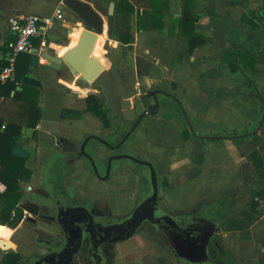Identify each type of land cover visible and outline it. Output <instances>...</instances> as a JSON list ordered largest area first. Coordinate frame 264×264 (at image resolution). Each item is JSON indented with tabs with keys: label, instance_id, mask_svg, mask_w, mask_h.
Here are the masks:
<instances>
[{
	"label": "crops",
	"instance_id": "1",
	"mask_svg": "<svg viewBox=\"0 0 264 264\" xmlns=\"http://www.w3.org/2000/svg\"><path fill=\"white\" fill-rule=\"evenodd\" d=\"M83 1L93 4L103 18L105 31L98 41V45L102 46L108 39L111 49L115 50L114 57L109 61L107 67L97 59L98 63L102 65L98 70L95 67L97 62L92 59L94 57L92 50L88 51L86 55L78 53L71 59L65 57L67 52L78 45L85 29L82 27L81 19L77 18V15L63 4V0H0V58L4 59L7 50L6 44L14 38L9 18L17 12H32L52 18L53 23L49 30L46 50L63 55L60 68H54L42 57H39L37 66H31L29 63L30 73L28 75L41 81V85L38 87L41 117L36 127L27 126L26 135L23 134L22 129L20 138L30 140L32 133L34 138L40 137L41 142L38 145V150H41L43 144H46L45 150L48 147L53 150L56 147V140H60L63 152L59 156H65L64 166L73 167L74 173L86 172L87 162L75 154L79 147V141L74 138L76 134H72L70 129L80 127L84 132H88L89 125L98 127L95 120L91 119L92 121L86 123L85 119L87 120V118H80L84 112L96 115L93 110L88 108L87 97L96 95L103 99L98 88L106 85L115 100H118L122 106L123 101H132V98H124V94L127 92L132 93L134 97L130 90L136 91L135 96L144 95L143 97L153 101L150 91L161 89L162 92L159 93L160 106L157 113L147 115L138 128L146 121L162 122L166 118V114L171 111L174 112V116L171 118L172 120L170 119L169 124L179 122L180 118H184L187 126L182 132L188 142L186 148L178 152L172 141L162 155V158H169L168 174L175 186L187 184L196 178L198 182L196 197L198 198L203 193L208 194L209 192L231 193L236 185H243L245 169L249 168L254 171L248 154L258 147L264 156V147L250 142V139L245 137L237 140L230 139V135L241 131L230 134H209V132L203 134L196 127L200 122L202 127L215 128L221 125L228 130L230 125H236L237 122L246 127L255 124L260 119V117L259 119L255 118L257 106L250 107L249 103H245L243 106L236 105L238 110L246 114L245 123L231 117L228 111L226 115H218V104L212 99L231 96L234 97L235 103L236 95L241 93L238 90H241L242 86L250 88L246 95L251 97L248 94L252 87L245 82L240 73L232 71L228 63L223 60V54L232 44H239L244 48L251 46L254 51L264 52V27L261 24L254 26L242 21V17L258 8L262 4V0H192L191 7L196 14L194 32L202 39L207 40L205 44L197 45L192 53L189 52L188 43L179 34L177 27L174 34L169 33L173 19L182 15V0H166L168 4L163 8L164 15L160 21L161 30L153 28L149 19L139 20L138 11L144 15L152 10L151 0H129L136 11L132 12L130 16L120 14L122 25L132 33V39L127 44L108 36L109 16L114 13L113 11L112 14H109V8L111 6L115 8V1L99 0L98 3H94V0ZM103 5L106 7L105 12L100 10ZM119 25L121 26L120 23ZM74 32L78 35H74ZM41 37L34 39L35 47L40 46ZM101 53V57H105L104 53H108V51L102 50ZM119 56L120 60H118ZM138 58L142 62H150L144 75L138 74ZM118 65L123 71L117 70ZM257 67L264 71V64H258ZM95 71L97 74L90 78L89 74ZM254 78L258 81L264 79V73L255 75ZM171 81L175 82V88ZM235 81L236 84H239L238 81L243 83L240 84L239 89L231 88L230 85H234ZM114 85L117 87V92L114 90ZM148 92L149 96H146L145 94ZM165 92L175 94L177 99L172 95L164 94ZM8 100L11 101L10 99L6 101ZM131 108H133L132 105ZM259 108L261 116L260 103ZM103 109L108 118L115 122V117L111 115L110 110L104 106ZM233 110L235 109L233 108ZM42 115L51 120L50 124L43 121ZM4 120L7 122L8 118H4ZM244 130L245 128L242 131ZM47 133H54L56 138L47 143L44 142ZM76 133L80 134L78 131ZM197 140L206 142L198 151V155L193 152ZM15 141L17 144L18 139ZM162 141L164 140L157 139V142L149 141L148 144L159 146ZM179 153L180 156H178ZM28 167L31 171L35 170L31 161H29ZM32 175L35 177L36 173L33 171ZM86 183H95L98 188L101 186L97 179L91 178L72 187L71 191L77 190L81 194L92 197L90 187L86 186ZM253 188L261 189L262 186L254 185ZM4 189V184L0 182V191ZM100 189L95 191L98 196L102 191ZM243 190L245 193L235 199L236 207L239 210L248 208V188L244 187ZM255 200L259 210L256 220L247 227L233 231L226 230L230 232V237H232L230 246L235 247L240 264H264V198L256 197ZM9 228L12 230L11 227ZM219 229L220 226L216 234H219ZM10 246L17 248V243L10 242Z\"/></svg>",
	"mask_w": 264,
	"mask_h": 264
},
{
	"label": "rangeland",
	"instance_id": "2",
	"mask_svg": "<svg viewBox=\"0 0 264 264\" xmlns=\"http://www.w3.org/2000/svg\"><path fill=\"white\" fill-rule=\"evenodd\" d=\"M103 7V8H102ZM100 10L103 12L106 11L105 5H103ZM78 18V16H77ZM250 50L254 49L251 46H248ZM107 51V50H105ZM121 57L119 56L118 60ZM109 61V60H108ZM80 83H83L79 81ZM242 82V81H241ZM231 84V88L239 89V84ZM260 89L264 92V79L259 80ZM238 90L241 92L236 95V102L234 103V97H224L220 96L217 99H212L214 102L218 104V115H226L227 111L230 112L231 117H235L237 121L241 123H245L246 114L237 109V104L243 106L245 103H249L250 107L256 105L257 106V114L255 118L259 119L260 117V108L259 102L254 97H247L246 93L250 90L249 87L242 86ZM133 92L134 98L137 99V102L141 104V98L144 95L135 96L134 90H130ZM149 96V92L145 94ZM81 100V99H80ZM76 105V104H75ZM233 108L235 110H233ZM4 114V118H8L10 121L26 123L27 118L22 115L23 108L20 107L18 103L13 101H6L5 105L1 111ZM174 112L171 111L166 114V118L162 122H153L146 121L140 128H136L126 143L119 149L122 152H132L146 160L153 162L158 170L159 179H160V197L166 209L170 211V213H181L186 215L192 214H204L208 216L205 211H210V207H204L202 205V198L207 195L203 193L200 197H196V187L198 185L197 179L194 178L189 181L187 184H182L180 186H175V184L171 181L170 176L168 174V164L169 158H162L164 150L167 146L171 144L173 141L177 149L176 151H181L183 148H186V144L188 142L183 135V129L187 126L184 118H180L179 122L176 121L173 124H169L171 118H173ZM43 121H46L50 124L51 120L48 119L45 115H42ZM80 118H87L85 122L88 123L91 119L95 120L96 123H101V120L90 112H84L81 114ZM172 120V119H171ZM92 121V120H91ZM115 124V128L111 127ZM127 124L129 122H123V126L121 128L116 125V123L111 121L106 125L101 123L102 133L105 136H111L116 139L117 135H123L126 132ZM198 127L196 129L203 134L216 133V134H230L235 131H242L245 129H252L255 124L244 125L237 124L230 125V129L224 128V126L218 125L215 128L202 127V124L198 122ZM27 126H23V134L26 135ZM89 131H96L98 127L88 126ZM107 129V130H106ZM109 129V130H108ZM72 134H76L77 141H81L82 134L84 133L80 127L70 129ZM78 131L80 134L76 133ZM81 131V132H80ZM35 139V138H34ZM34 139L27 138L18 139L17 146L22 148H28L30 150V156L27 157L26 165L28 167L29 161H31L34 166L33 170L36 173V176L31 177L27 181H22L21 188L23 191L22 198L20 200V204L24 203L26 196L30 198H35L45 206L53 205L54 200L56 198L64 200L66 203H73V199L70 196L80 195V191L72 190V187H76L83 180H88V177H79V172L75 174H70V166L65 167V156H59L60 153L54 152L51 150L44 151L41 148L40 152L35 150ZM157 139L164 140L159 146L154 145L152 143L148 144L149 141H156ZM169 141V143H168ZM209 142H212L209 140ZM168 144V145H167ZM206 142L197 140V143L193 147V152L198 155V151L201 150V147L204 146ZM96 147V148H95ZM45 149V148H44ZM88 149L96 150L94 151L98 155V159L101 164L104 163L105 157L109 153V150L104 148H98L96 143L92 142L89 144ZM37 151V152H36ZM180 156V153L179 155ZM37 164L35 166V164ZM116 167L113 174L112 179L107 183H101L100 187H96L95 183H86L85 185L90 187V193L92 197L98 198L101 195H96L95 191L100 189L110 191L109 198L112 207H117L119 212H112L114 214L113 217L109 219H116L127 213L130 209H132L138 197L141 195L142 191L147 186L148 180V168L145 165L137 164L135 162L129 160H121L115 161ZM32 171V172H33ZM32 187V188H31ZM34 189H37L39 193H35ZM77 189V188H76ZM113 192V193H112ZM70 195V196H69ZM96 195V196H95ZM74 204V203H73ZM108 219V218H106ZM101 220L102 222H109L108 220ZM12 228V227H11ZM15 229V230H14ZM14 229H10L7 225L0 223V240L3 242L0 243V264H2V260L11 253H16L19 255L20 252H23L21 256L24 259H29L31 256L41 253L45 250V241L44 239L53 238L62 242L63 236L59 232V230L55 226H48L46 224H38L32 223L24 218L17 227ZM219 237L221 242L225 246H230V242L232 241V237H230V232L223 230L220 226L219 229ZM5 242L12 243L16 242L26 246V250L21 251L19 248H11V246H7ZM171 242H169L167 236L156 229L155 227L149 225L148 223L142 225L139 230L129 239L121 241L114 245L106 246V251L110 256L111 263L110 264H162V262L158 261L160 257H166L168 260L171 259L173 264H200L203 262H193L189 261L181 255H176L175 251L169 246ZM17 247V246H16ZM166 259V260H167ZM82 256L79 255L77 259V263H81ZM82 264V263H81Z\"/></svg>",
	"mask_w": 264,
	"mask_h": 264
},
{
	"label": "trees",
	"instance_id": "3",
	"mask_svg": "<svg viewBox=\"0 0 264 264\" xmlns=\"http://www.w3.org/2000/svg\"><path fill=\"white\" fill-rule=\"evenodd\" d=\"M111 1H115V8L114 13L109 16L108 36L127 44L132 39V33L122 25L120 14L130 16L136 9L129 0ZM151 1L152 10L147 13L148 16L147 14L142 15L138 11L139 20L149 19L153 28L161 30L160 21L164 15L163 8L168 4V1ZM191 4L192 0H182V15L173 19L172 27L169 29V33L174 34L177 27L179 34L186 39L190 53L194 51L197 45L205 44L207 41L194 32L196 14L193 12ZM242 21L254 26L261 24L264 27V0L258 8L245 14ZM34 43L36 44L35 40ZM30 57V53H21L16 61L14 79H8L4 82L0 79V182L5 186V189L0 191V223L9 227L17 226L24 217L19 203L23 195L21 183L27 181L32 175L31 169L26 165L27 159L12 153L13 147L17 145L16 141L14 145L12 142L14 138L17 140L21 137L24 125L36 127L41 117V107L38 101L39 88L22 82L23 76L30 73ZM223 60L228 63L232 71L240 73L244 77L245 82L252 87L248 95L256 98L261 106V116L255 126L251 130L245 129L230 135V139L237 140L245 137L250 139V142L264 147V93L260 89L259 81L254 78L255 75L264 73L257 67L258 64H264V52H257L239 44H232L224 51ZM6 64L7 61L0 58V72ZM149 66L150 62H142L138 58V74H146ZM7 99L18 103L23 108L22 115L27 118L25 124L10 120L5 122L1 111ZM86 102L89 109L106 121L105 124L109 123V118L103 109V99L96 95H89ZM4 123L5 127L2 128ZM260 125V129L257 131ZM248 159L252 162L254 171L249 168L245 169L243 185H236L231 193L209 192L202 200L204 207H210V211L204 213L212 219L218 220V225L224 230L233 231L247 227L256 220L259 213L255 198H264V156L261 150L256 147L248 154ZM254 185H261L262 188L255 189L253 188ZM244 187L248 188V208L239 210L236 207L235 199L245 193ZM13 211L16 212L14 215ZM17 259H19L17 254H10L2 260V264H16ZM166 259L162 256L158 258V261L162 264H173L171 259ZM200 264H240V262L235 247L225 246L219 235L215 234L208 244L207 260Z\"/></svg>",
	"mask_w": 264,
	"mask_h": 264
},
{
	"label": "water",
	"instance_id": "4",
	"mask_svg": "<svg viewBox=\"0 0 264 264\" xmlns=\"http://www.w3.org/2000/svg\"><path fill=\"white\" fill-rule=\"evenodd\" d=\"M99 0H94V3H98ZM63 4L69 8L72 12H74L82 21V25L84 27V32L82 33L79 43L76 47L65 54L67 59L73 58L78 53H86L93 49L94 44L96 42L97 36L104 31L103 27V18L100 13L94 8L93 4L85 2L83 0H63ZM114 11V6L109 8V14H112ZM104 49L108 51V53H104L105 57L111 61L114 57L115 50L111 49L108 41L104 44ZM39 57L46 59L49 63L52 64L54 68H60L63 62V55L60 53H51L47 50L41 51L39 47H34L32 49L31 57H30V65L37 66ZM93 61H96L95 67L101 68L102 65L98 63L95 57L92 58ZM97 74V71L89 74L90 78H93ZM22 82L28 85H33L39 87L41 85V81L37 78H34L30 75L23 76ZM173 88L176 87L174 81H171ZM157 91L154 92L156 97L155 104L151 105L147 112H142V106L138 103L137 110L138 116L135 115V110L131 108V105L135 101L132 93H125L124 98L129 99L132 98V101L125 100L122 102L120 115L124 120L133 121L134 123L129 127L122 141L118 144V146L123 143L138 127L143 117L147 113H155L157 108L160 106L159 100L156 96ZM168 94V93H164ZM109 97L107 96V101ZM261 125L258 127L257 131L260 129ZM95 137L101 142L105 143L107 146H111L110 143L104 138L98 137L97 135H89L85 138L82 143L80 154L87 159L92 165L93 170L99 174V168L95 157L86 151L85 146L86 143L92 138ZM15 138L13 139L12 145L15 144ZM12 153L18 157L26 158L28 156V150L22 147L14 146ZM128 159L137 164L145 165L148 168V182L149 187L144 195L141 197L137 207L134 209L133 213L122 223H117L114 225H110L105 227L103 230V234L105 235L100 239L94 231L96 229V223L93 221L92 215L85 209H81L79 207L69 208L70 211L73 212L74 217L77 219L76 214L83 213L84 214V222H86L89 227V231L92 234L94 239H98L102 241L106 238H110L111 236H115L117 240L124 241L132 237L136 231L140 228L142 222L144 220H149L151 223L155 224L158 227H165L170 233L171 243L176 246L175 250L177 255H181V257L193 261V262H204L208 257V244L210 242L211 237L216 234L219 228V221L212 219L209 216H205L204 214H174L163 212L160 209L158 203V194H159V177L157 173V169L155 165L134 153H118L113 154L109 158V164L107 168V174L104 179H107L110 174V168L112 166V162L114 160H123ZM32 205V208H28L24 206L31 214H37L39 205L33 202H29ZM64 209L61 206V213L59 215V220L62 224H66L68 229L75 227L72 223L70 224L67 220L62 219V210ZM40 219H44V215L38 216ZM78 220V219H77ZM68 222V223H67ZM69 224V225H68ZM201 229L206 232V237L204 238V244L202 247V255L195 257V250L198 245L197 237L201 232ZM3 241L0 240V243ZM9 246L10 243L5 242ZM180 244H182V249L180 248ZM196 244V245H195ZM179 247V248H178ZM78 249V243L71 244L68 247L66 245L63 249L52 251L50 254L46 255L42 259H38L36 264H63V262H70L76 251Z\"/></svg>",
	"mask_w": 264,
	"mask_h": 264
},
{
	"label": "flooded vegetation",
	"instance_id": "5",
	"mask_svg": "<svg viewBox=\"0 0 264 264\" xmlns=\"http://www.w3.org/2000/svg\"><path fill=\"white\" fill-rule=\"evenodd\" d=\"M101 56H102V53L96 59H98V61L101 64H103L105 67H107L109 65L108 59L106 57H101ZM117 67H118L117 70H119L121 68L119 65ZM121 71H123V70L120 69L119 72H121ZM98 89H99L100 96H102V98H103V106L108 108L110 110L111 115H113L115 117L114 120H116L115 121L116 125L121 128V126H123V122H129V124H127V129H126V132H127L129 127L134 123V120L133 121L124 120L123 117L119 114L120 110H121L120 103L118 102V100L117 101L115 100V98L113 97L112 92H109L108 86L104 85V86H102V87H100ZM112 89H113V87H112ZM114 90L117 92L116 85H114ZM155 91H157L156 96H157V98L159 100V93L162 92L161 89H153L152 91H150V95L152 96L153 101H149L147 99V97H142L141 98L142 102H140L141 103L140 105L142 106V112H147L149 107L151 105L155 104V102H156V97H155V94H154ZM166 93H168V92H166ZM168 94L172 95L174 98L177 99V96L175 94H173V93L172 94L168 93ZM107 96L109 97L108 101H107ZM137 104H138V102H137V99L135 98V101L132 104V107H133L132 109L135 110L136 117L138 116V113H139L138 110H137ZM159 104H160V102H159ZM158 109H159V107L157 108V111H158ZM157 111L155 113H157ZM155 113H147L143 117V119L140 122V124L143 122V120L145 119V117L147 115L155 114ZM98 118L101 120V123L103 125H106L105 124V122H106L105 120H103L101 117H98ZM109 122L111 123L110 119H109ZM101 123L100 122L97 123L98 129L96 131H88V132H84L82 134L81 141L79 142V147H78V149H77L75 154L78 155V156H81L82 158H84L79 152H80L82 143L84 142L85 138L87 136H89V135H97L98 137L104 138L105 140H107L110 143L111 146H107L105 143L101 142L97 138L92 137L86 143L85 149H86V151H88L89 153H91L95 157V159L97 161V164H98V168H99V174H97L93 170L92 165L85 158L84 159L87 162V168H85L86 172L79 171V177H85L86 176V177H88V179L95 178L100 183L103 184V183H107L108 181H110V179H112L114 171H115V167H116L115 161L116 160H114L112 162V166L110 168V174H109L108 178L104 179V177L107 174V168H108L110 156L113 155V154L125 153V152H122L119 149L126 143V141L129 139V137L132 134L123 143H121L118 146V144L124 138L126 132L123 135H117L116 134L115 135L116 139H114L111 136L107 137V136H105L102 133ZM114 126H115V124L112 125L109 129H111ZM55 136L56 135L54 133H47V136H45V141H44V139H43V141L47 143L49 140H51V139L53 140L54 138H56ZM30 139H34L33 133L31 134ZM40 142H41V138L38 137V136L35 137V139H34L35 150H37L39 152H40V150H38V145L40 144ZM92 142L96 143L97 151H100V150H98V148H104V149L109 150V153L105 157V160H104L103 164L100 163V161L98 159L99 158L98 155L94 152L96 150L88 149L89 144H91ZM55 143H56L55 144L56 147H55V149H53V151L56 152V153H62L63 150L61 148L62 146L60 145V140L57 139ZM45 145L46 144H43V147H42L44 151H46L44 149V147H46ZM27 150H28V155L30 156V150L29 149H27ZM47 150H51V147H48ZM129 152L130 151H128V153ZM130 153H132V152H130ZM27 157H26V159H27ZM123 160H128V159H123ZM117 161H121V160H117ZM155 167H156V165H155ZM156 169H157V167H156ZM69 170H70L69 172H70L71 175L76 173V172L74 173L73 167H70ZM157 173H158V170H157ZM158 177H159V173H158ZM148 187H149V182L147 180V186L142 191L141 195L138 197L135 206L132 209H130L127 213H125L124 215H122L120 217H117L116 219H109V218L114 216V214L112 213L113 211L114 212H119V210H121V209H118L117 208L118 206L117 207H112L111 206L110 198H109L110 197L109 196L110 191L106 190V188L103 191H101V193H100L101 196L99 198L90 197V196H87L86 194L85 195L84 194H80V195L77 194V195H73V196L69 195L70 198L73 199L72 202L74 204L73 203H66L64 200L56 198V199H53L54 200L53 205L45 206L43 203H41L37 199L30 198L27 195L26 198H25L24 203L20 204V206H21V208L23 210V213H24L23 219L26 218L28 221H30L32 223L46 224V225L52 226V227L55 226L59 230V232L62 234L63 240L61 242V241H59L57 239H53V238L44 239V241H45V243H44L45 250L44 251H42L41 253H38V254H35V255L31 256L29 259H24L21 256V254H23V252H20L19 255L17 254L19 256V259H17L16 264H36L38 262V259H42L46 255L50 254L52 251H54V250L57 251V250L63 249L66 245H68V247H69V246H71V244H76V243H78V249H77L73 259L70 262H68V263L63 262V264H81V263L82 264H110L111 263V259H110V256L107 253L105 248H106V246L114 245V244H117V243H119L121 241L117 240L115 238V236H111L110 238H106V239H104L102 241H99L98 239H94L92 237L91 232L89 231V227L87 226L86 222H84V220H85L84 219V214L83 213L76 214V217L78 219L77 220L74 217L75 215H73V212L70 211L69 208L79 207L82 210L83 209L87 210L92 215L93 221L97 225L94 233L97 236H99L100 239H101L105 235V232L103 234V230H105V227L110 226V225H114V224H117V223H122L124 220H126L133 213L134 209L137 207L141 197L147 191ZM34 192L35 193H39V191L37 189H34ZM29 202H33V203H36V204L39 205V209H38V213L37 214H31L26 208H24V206H26L28 208H32V205L29 204ZM158 203H159L160 209L163 212L170 213V211L166 209V206L164 205V203L162 202L161 197H160V179H159ZM61 206L64 207V209L62 210V214H61L62 219L67 220L70 224L72 223L73 225H75V227H73L71 229H68L66 227V224H62L60 222L59 215L61 213ZM15 213L16 212L13 211V215ZM175 214H181V213L179 212V213H175ZM41 215H44V219H40L38 217V216H41ZM106 218H108V219H106ZM104 219L108 220L109 222H107V223L102 222L101 220H104ZM146 223H148L149 225H151V226L155 227L156 229L160 230L161 232H163L167 236V238L169 239V242H171L170 233L167 230V228L158 227L155 224L151 223L149 220H144L142 222L141 226L146 224ZM15 227H17V226H15ZM12 229H14V227H12ZM200 230H201V232L199 233V235L197 237V241L198 240L199 241H198V245H197L196 250H195V255H196L195 257H198L199 255H202V250H203L202 247H203V244H204L203 242H204V238L206 237V232H204V230L201 229V228H200ZM169 246L173 249V251L176 252V250H175L176 246H174L172 243H170ZM17 248H19L20 251H21V249H22V251L27 249L26 246H23L22 244H19V243H17ZM180 248L182 249V244H180ZM11 254H16V253H11ZM175 254L177 255V253H175ZM79 255L82 256L81 263H77V259H78Z\"/></svg>",
	"mask_w": 264,
	"mask_h": 264
},
{
	"label": "built area",
	"instance_id": "6",
	"mask_svg": "<svg viewBox=\"0 0 264 264\" xmlns=\"http://www.w3.org/2000/svg\"><path fill=\"white\" fill-rule=\"evenodd\" d=\"M52 23V18L32 12H17L10 16L9 24L14 38L6 44L7 50L4 59L7 64L0 72V79L3 82L14 79L18 56L21 53H32V49L35 47V38L42 36L39 48L41 51L46 50L47 38Z\"/></svg>",
	"mask_w": 264,
	"mask_h": 264
},
{
	"label": "bare ground",
	"instance_id": "7",
	"mask_svg": "<svg viewBox=\"0 0 264 264\" xmlns=\"http://www.w3.org/2000/svg\"><path fill=\"white\" fill-rule=\"evenodd\" d=\"M82 27H83V25H82ZM84 28V27H83ZM105 31V30H104ZM104 31L101 33V34H99L98 36H97V39H96V42H95V44H94V47H93V51H92V55L95 57V58H98L99 56H100V54H101V51L102 50H105L104 49V44H105V42L106 41H108V39H106L105 41H104V43H103V45L102 46H99L98 45V41L100 40V38L102 37V35L104 34ZM74 35H78V34H76L75 32L73 33ZM97 43V44H96ZM60 54H62V53H60Z\"/></svg>",
	"mask_w": 264,
	"mask_h": 264
}]
</instances>
